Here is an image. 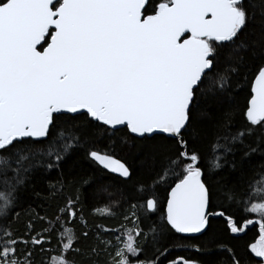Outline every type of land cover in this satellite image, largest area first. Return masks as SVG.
Wrapping results in <instances>:
<instances>
[{
	"label": "snow or ice",
	"instance_id": "snow-or-ice-1",
	"mask_svg": "<svg viewBox=\"0 0 264 264\" xmlns=\"http://www.w3.org/2000/svg\"><path fill=\"white\" fill-rule=\"evenodd\" d=\"M248 73L246 123L233 128L235 111L219 110L234 103ZM210 100L215 118L202 108ZM205 120L212 140L201 155ZM101 137L103 149L96 147ZM130 140L137 155L156 149L147 157L148 182L116 157ZM77 155L92 171L74 185L76 194L52 218L35 213L43 226L30 219L18 237L10 225L23 194L37 176L56 173L49 192L62 195L64 165ZM254 155L264 160V0H0V264H36V249L54 253L51 264H163L169 236H209L215 217L236 235L254 222L238 226L217 201L259 217L261 235L250 251L264 261V163L254 164ZM81 189L106 197L96 215L122 214L132 227L91 232ZM116 192L119 201L111 199ZM90 238L85 254L80 242ZM218 248L241 264L231 248Z\"/></svg>",
	"mask_w": 264,
	"mask_h": 264
},
{
	"label": "trees",
	"instance_id": "trees-1",
	"mask_svg": "<svg viewBox=\"0 0 264 264\" xmlns=\"http://www.w3.org/2000/svg\"><path fill=\"white\" fill-rule=\"evenodd\" d=\"M254 2L259 3V0H254ZM247 60V56H245ZM220 70H223V64L220 65ZM247 80H243L240 86L233 92L232 99L234 103L231 105L225 104L219 111L231 107L235 111V116L233 119V128L242 127L246 123V119L243 114L246 112V107L248 101L251 98V87L254 82V75L252 73L247 74ZM233 82L237 80V76H232ZM203 110L212 113L213 117H217L219 112L217 110L215 101H202ZM201 128L208 133L207 137L202 140L198 145L201 155H207L209 152V143L212 140L211 135V122L205 120L201 124ZM119 135H123L120 133ZM105 146V138L101 137L96 142V147L103 149ZM156 149L145 146L137 155V149L135 144L130 140L128 145H125L117 153L116 157L125 161L129 164H133L137 171L134 175L144 182H148L152 179L153 170L150 167V161L147 160L149 154ZM254 164L264 163L259 156H253ZM73 161H78V163L73 167ZM145 161L143 167H141V162ZM64 190L62 195L52 197L49 192L48 184L56 183L58 180V174L53 173L46 179H40L39 176L33 181L31 187L23 194L22 207L19 210L20 215L18 218L14 219L11 223V229L16 233L18 237L24 235L26 231V225L29 223L30 219L34 223L35 229H40L43 226V222L39 221L35 217V213L40 215H46L48 218H52L58 211L59 207L64 206L65 198L74 196L75 190L74 185L79 182L82 176L91 173L92 169L87 161H85L79 155L73 156L68 159L64 165ZM220 177L218 176V179ZM107 179V177H105ZM224 179L231 181L233 178L227 175L225 170ZM157 196L163 202L167 196V190L161 187L157 192ZM80 199L82 202V219L86 220L88 227L91 232L96 230L97 225H102L109 229L121 228L125 226H132V222L123 220L122 214H118L116 218H108L96 215V209L98 207H103L106 203V197L94 198L93 190H80ZM113 200H121L119 192L111 197ZM218 210H224L226 215L230 216L238 226H243L247 220L251 219L254 221L252 224L248 225L240 234H232L227 227V221L221 217L213 218V232L209 236L202 235L199 239H190L182 237L180 234H175L174 236H169V238L164 241L167 245L169 251L167 258L161 257L163 264H167L168 259H174L177 257H184L186 259H192L199 261V264H219L222 260H227V264H231V258L227 252H222L218 248L219 245H225L232 249L236 258L241 261V264H264L260 258L255 257L250 251V246L253 243H257L260 238L259 224L255 223L259 219L256 214L246 213L242 206L235 203L228 204L224 202L221 205L220 201H217ZM29 210H34L31 217L29 216ZM130 214V213H129ZM76 231L79 233L81 231V226L76 225ZM90 232V237H91ZM95 243L91 238L88 241L81 240L80 247L85 252L91 245ZM187 243L191 244L192 247L189 248H178L177 244ZM52 244L55 247L56 239L53 238ZM200 247L206 249L201 253L195 252V247ZM54 254L52 252L41 253L38 249L32 251V256L36 261V264H51L49 257ZM77 260L80 257H76Z\"/></svg>",
	"mask_w": 264,
	"mask_h": 264
},
{
	"label": "rangeland",
	"instance_id": "rangeland-1",
	"mask_svg": "<svg viewBox=\"0 0 264 264\" xmlns=\"http://www.w3.org/2000/svg\"><path fill=\"white\" fill-rule=\"evenodd\" d=\"M132 226H130L129 228H131ZM124 229V228H123ZM123 229H121V231H123ZM259 241V240H258Z\"/></svg>",
	"mask_w": 264,
	"mask_h": 264
},
{
	"label": "water",
	"instance_id": "water-1",
	"mask_svg": "<svg viewBox=\"0 0 264 264\" xmlns=\"http://www.w3.org/2000/svg\"><path fill=\"white\" fill-rule=\"evenodd\" d=\"M203 234H201V236H202Z\"/></svg>",
	"mask_w": 264,
	"mask_h": 264
}]
</instances>
